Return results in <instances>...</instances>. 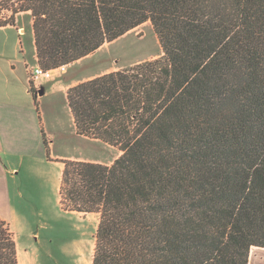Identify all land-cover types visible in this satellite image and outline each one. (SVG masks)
<instances>
[{"label":"trees","instance_id":"trees-1","mask_svg":"<svg viewBox=\"0 0 264 264\" xmlns=\"http://www.w3.org/2000/svg\"><path fill=\"white\" fill-rule=\"evenodd\" d=\"M0 2V26L30 12L45 70L145 23L159 38L162 57L67 92L77 134L119 151L62 162L63 208L99 216L92 264H249L264 248V0ZM0 264H19L1 217Z\"/></svg>","mask_w":264,"mask_h":264},{"label":"rangeland","instance_id":"rangeland-1","mask_svg":"<svg viewBox=\"0 0 264 264\" xmlns=\"http://www.w3.org/2000/svg\"><path fill=\"white\" fill-rule=\"evenodd\" d=\"M23 19L29 20L27 16ZM162 56L155 30L145 23L66 65L64 74L45 85L41 119L35 111L31 122L26 118L29 138L13 148L14 155L7 159L6 165L14 174H8V191L0 196V217L11 225L20 248L21 264H92L99 216L63 208L59 194L62 162L78 160L110 165L119 151L100 140L77 134L67 103L68 86ZM42 85L35 90L36 95L43 90ZM41 121L47 123L42 125L47 131L44 134L49 155Z\"/></svg>","mask_w":264,"mask_h":264},{"label":"crops","instance_id":"crops-1","mask_svg":"<svg viewBox=\"0 0 264 264\" xmlns=\"http://www.w3.org/2000/svg\"><path fill=\"white\" fill-rule=\"evenodd\" d=\"M25 16L29 18L28 21L23 19ZM38 65L33 19L30 12H22L16 16L14 25L0 26V196L8 191V174H14V170L10 171L6 165L7 159L14 155L13 148L20 146V142H26L27 136L29 138L25 130L27 119L29 122L33 120L34 111L40 119L43 114L40 106L47 93L45 85L51 81L42 82L43 94L40 91L37 95L38 110L28 71L30 67ZM42 122L40 126L44 130L42 124L47 126V123ZM18 260L21 264L19 246ZM260 263L264 264V248L253 247L249 264Z\"/></svg>","mask_w":264,"mask_h":264},{"label":"built area","instance_id":"built-area-1","mask_svg":"<svg viewBox=\"0 0 264 264\" xmlns=\"http://www.w3.org/2000/svg\"><path fill=\"white\" fill-rule=\"evenodd\" d=\"M11 15H12V10H2V12L0 13V20L8 19L11 17ZM66 70H67L66 65L52 70H45L40 65L36 67H30L28 71H29V80L31 87H33L34 90H38L42 82L53 81L60 75L64 74Z\"/></svg>","mask_w":264,"mask_h":264},{"label":"water","instance_id":"water-1","mask_svg":"<svg viewBox=\"0 0 264 264\" xmlns=\"http://www.w3.org/2000/svg\"><path fill=\"white\" fill-rule=\"evenodd\" d=\"M41 94H43V91H41Z\"/></svg>","mask_w":264,"mask_h":264}]
</instances>
